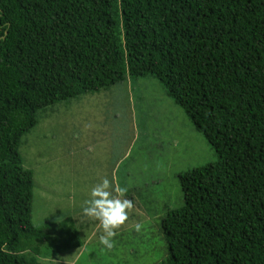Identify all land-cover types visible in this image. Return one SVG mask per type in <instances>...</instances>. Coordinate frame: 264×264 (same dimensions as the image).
I'll return each instance as SVG.
<instances>
[{
  "label": "trees",
  "instance_id": "1",
  "mask_svg": "<svg viewBox=\"0 0 264 264\" xmlns=\"http://www.w3.org/2000/svg\"><path fill=\"white\" fill-rule=\"evenodd\" d=\"M148 75L217 156L180 175L161 264H264V0H0V264L77 239L71 217L51 237L33 224L38 114Z\"/></svg>",
  "mask_w": 264,
  "mask_h": 264
},
{
  "label": "rangeland",
  "instance_id": "2",
  "mask_svg": "<svg viewBox=\"0 0 264 264\" xmlns=\"http://www.w3.org/2000/svg\"><path fill=\"white\" fill-rule=\"evenodd\" d=\"M24 137V167L34 173L33 224L50 237L71 217L77 231L45 241L41 264H161L168 260L162 221L184 205L180 175L217 161L214 149L155 77H128L99 93L48 107ZM107 177L127 189L128 219L99 243L98 221L81 211L91 187ZM65 219V220H64ZM140 225L139 231L136 225ZM73 244V245H72ZM72 245V246H71Z\"/></svg>",
  "mask_w": 264,
  "mask_h": 264
},
{
  "label": "clouds",
  "instance_id": "3",
  "mask_svg": "<svg viewBox=\"0 0 264 264\" xmlns=\"http://www.w3.org/2000/svg\"><path fill=\"white\" fill-rule=\"evenodd\" d=\"M126 191L115 179L110 181L107 177H102L91 187L88 198L83 201L81 211L85 217L98 221L102 227L99 243L106 249L113 247L112 238L128 219V211L133 207L132 201L124 196ZM135 227L139 231L140 225Z\"/></svg>",
  "mask_w": 264,
  "mask_h": 264
}]
</instances>
